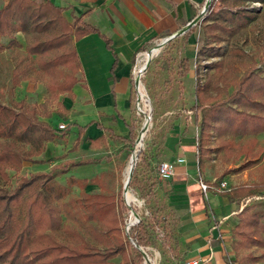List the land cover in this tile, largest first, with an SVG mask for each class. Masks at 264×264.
Here are the masks:
<instances>
[{"label":"trees","instance_id":"obj_1","mask_svg":"<svg viewBox=\"0 0 264 264\" xmlns=\"http://www.w3.org/2000/svg\"><path fill=\"white\" fill-rule=\"evenodd\" d=\"M260 4L261 9H251ZM261 10V11H259ZM65 8L52 0L38 4L35 0H9L0 8V37L9 39V47L22 52L12 71V89L15 94L22 81H31L32 72L41 74L46 83L49 99L57 103L55 113L68 120V110L61 97L75 99L74 87L81 69L76 42L97 30L76 18L74 24L64 16ZM264 0H211L203 18L186 31V39L201 29L205 43H224L246 31L261 15ZM21 35L24 43H19ZM205 47L201 53L206 52ZM6 50L0 43V52ZM232 53L243 54L240 50ZM223 61L213 64L219 74ZM264 49L259 58H252L243 75L222 86L216 95L210 93V84L201 80L200 67L196 66V104L192 113L200 118L197 143V164L204 173L214 150L228 157L238 150V158H254L264 134ZM185 73L189 72L188 63ZM133 91V87H132ZM47 118L46 104L27 106L22 101L11 100V106L0 102V264H143L144 257L136 245H152V234L161 218L152 213L151 222L141 220L131 229L130 238L124 231L123 190L110 191L101 177H95L100 191H86L87 180L74 179L82 185L80 208L84 213L85 227L64 221L66 188L51 184L56 171L67 174L71 168L86 166L94 160L69 161L52 165L49 172L30 173L20 177L11 187L10 172L21 173L26 163L50 164L40 157L47 146L58 136L66 138L69 126L60 130L41 119V110ZM88 126H78L79 136L73 150H77L81 135ZM139 127L131 124L129 137H117L124 144L128 157L133 153L139 136ZM105 144L101 137L91 142V147ZM149 146L138 154L131 189L155 196L159 166L152 164ZM224 175L213 183L220 185ZM221 195L232 201L248 203L238 213L239 223L233 229V250L240 264H259L253 247L264 251V213L256 211L255 200L264 197V182L227 188ZM264 257V253L262 254Z\"/></svg>","mask_w":264,"mask_h":264},{"label":"crops","instance_id":"obj_2","mask_svg":"<svg viewBox=\"0 0 264 264\" xmlns=\"http://www.w3.org/2000/svg\"><path fill=\"white\" fill-rule=\"evenodd\" d=\"M35 1L38 4L46 2ZM8 2L9 0L1 7ZM52 2L65 8L64 16L69 23L74 24L75 19L80 18L85 24L97 30L76 42L81 69L77 75L78 83L74 87L75 99L60 98L68 110V120L63 121L54 113L52 116L59 118L60 123H67V126L72 123L75 106L80 104L77 90L79 87L85 89L84 100L81 103L86 105L85 109L87 107L90 110L82 113L85 123L80 126L88 127L81 135L78 149L73 150L74 144L72 145L67 153V160L94 162L72 168L70 172L77 174L93 172L95 164L102 168L105 164L107 168L118 160L124 164L128 154L124 144L115 140L113 135L128 138L130 125L138 126L133 112L136 91L134 70L138 57L154 48L164 38L178 34L191 25L202 15L211 0H52ZM197 34L198 29L187 39L186 32L177 36L185 42L186 51H191ZM190 59V56L183 58L182 70L178 71L179 83H174L180 84L181 89L174 98L175 103L178 101L184 103V108L188 111L171 121L170 115L173 111H167L163 107L172 101L171 98L165 97L160 100L154 98L156 116L152 137L155 141L156 136L159 137L160 143L149 144L147 154L152 155L154 166L164 162L176 165L173 177L158 176L153 191L155 194L153 198L160 200L166 210L164 216L158 213L164 220L163 228L167 226V220L172 224L173 240L171 245L166 247L169 251L163 248L167 254L164 256L162 252L160 253L161 261L166 264H193L196 261L199 264H240L232 247V231L239 223L238 213L245 207L246 202L232 201L222 196V191L216 192L220 185L209 183V162L205 172H199L196 143L198 135L195 134V129L199 131L200 118L196 119L192 113V108L196 104V69L192 67ZM186 63L189 65L187 74L184 71ZM188 77L192 87L194 85L195 99L193 98L191 102L186 94ZM35 87L36 84L31 81H22L18 90L29 92ZM169 90L172 94L173 89ZM41 119L47 122L49 120L47 117ZM72 134L76 141L79 132L72 133L68 129V135L64 140L56 139L48 144L46 153L49 157L46 159L58 156L55 151L58 149L57 146L62 143L69 144ZM101 137L105 138V144L100 148L91 147V142ZM180 159H184L185 162L178 163ZM32 166L34 168L36 165L31 164ZM73 178L78 179L74 176ZM79 179L90 183L93 178L79 176ZM202 182L212 186L207 194L201 190ZM160 232L164 233L162 230Z\"/></svg>","mask_w":264,"mask_h":264},{"label":"rangeland","instance_id":"obj_3","mask_svg":"<svg viewBox=\"0 0 264 264\" xmlns=\"http://www.w3.org/2000/svg\"><path fill=\"white\" fill-rule=\"evenodd\" d=\"M6 1L7 0H0V7L4 5ZM254 7L262 10L260 4H255L250 8L254 9ZM177 36L173 37L170 41L164 44L162 48L159 49V54H154L151 61L149 62V66H146L147 69L144 71L142 86L148 96L147 100L145 101L148 105V108L145 109L142 107L143 111L145 112L144 114L140 113L136 108V102L137 98L139 97V93L137 91L134 92L135 98L133 100V112L136 122L139 126V135L143 122L146 118L147 120L150 119L152 125L146 133L144 140L142 141V145L138 150L136 144L133 154L137 151L138 155L141 151H144L146 145H156L160 143L159 137L156 136V141L153 140L152 137V133L155 130L154 124L156 116V104L154 103V98L157 100L165 97L171 98L172 101L169 102V104L167 103V105H163L167 111H173V114L170 115L171 121H174V119H177L180 115L188 111L184 108V103H181L180 101L175 103L174 99L175 96H178L179 92L181 91L180 84L174 85V83H179L178 78L180 75L178 71L182 70L183 58L190 56L192 67H200L202 82H208L210 84V93L212 95H216L217 91L222 88V86L243 75L252 58H259V56L262 54L264 49V15L261 13L260 17L246 31L221 44L205 43L202 30L198 29V34L195 35V41L190 52L186 51V46L183 39ZM17 39L19 43H24L23 38L20 35H18ZM161 42L162 41H160L158 44ZM0 43L4 44L6 47L5 51L0 52V102L7 106H11L12 99H15L18 102L23 100L27 106L46 104L47 113L51 112L55 114L57 112V103L49 99L45 80L43 76L37 72H32L31 79V82L36 84L35 89H31L29 92L16 89L15 94L11 93L12 71L17 65L18 59L20 58L19 52L22 51L15 46L9 47V39L7 38L0 37ZM203 47L207 48L205 53H201ZM232 50H240L243 52V54L239 55L232 53ZM220 61H223L224 65L219 74L216 75L213 64ZM259 70L264 71V67H260ZM186 85L188 87L186 92L187 99L189 102H191L193 98L195 99V94L193 92L194 85L192 87L190 77L186 79ZM169 89H173L172 94L171 90ZM77 92L80 104L75 106V111L72 114V123L68 124L69 130L72 133L77 132L78 126L85 123L82 113H84V111L87 112L90 110L87 109V107L86 110V105L81 103V101L84 100L83 92L85 93V89L83 87H79ZM143 104L144 103L142 102V106ZM44 111L45 109L41 110V118L45 117ZM48 123L56 127L59 125L60 119L52 117L48 120ZM61 124H64L67 127V123L65 122L60 123V125ZM195 130V134L198 135V129ZM73 136L74 135L72 134L71 138L69 139V144L62 143L61 145L57 146L58 149L55 151L58 156L54 155V157L50 159V164L47 163L45 165H36L34 168L33 166L31 167V164H26L21 173L15 174L14 172H10L9 174L12 177L11 187L15 186L16 181L20 177L33 173V170L36 172H49L52 165H64L66 162H69L67 160V153H69V150L75 142V137ZM57 139L58 141L64 140V138L60 136H58ZM238 153V150H234L233 155L228 157L214 150L208 165L210 184L215 182L216 179L221 175L225 176L223 182L227 184V187L264 182V134L260 135L259 137V143L255 149L256 156L254 158H238ZM133 154L130 157H126L124 164H122L121 160L108 165L107 168L105 164L103 168L102 166H97L95 164L93 172H79L80 174H77L70 172L71 170H69L67 174H62L60 171H56L51 184L55 187L64 186L66 188L64 201L68 204L70 210V212L64 210V221H68L69 223L80 227L86 226L85 218L83 217L84 213L80 208L82 199V185L74 183L73 176L78 179L79 176L81 178H94L95 176L101 177L102 180L107 184L110 191L118 192L119 190H123L124 200L125 174L128 165L132 163ZM47 157L49 156L47 153H45L40 158L47 160ZM28 167H31L30 169L33 170L31 171ZM80 171L82 170L80 169ZM85 188L89 193H98L100 191L99 187L95 183H86ZM129 189L131 193H133L142 203V206L139 207L138 205L131 203L130 206H127L124 200V204L128 208V211L124 214V231L125 234L130 238L132 234L131 229L139 223H133V225H131L128 229V225L131 223L133 212L140 216V221L145 220V222L149 223L152 220L150 217L152 213H154L156 216H158V213H161V216H164V212L166 210L164 208V204L160 202V200L158 201L156 197L151 199L147 196V193L144 194L143 192L135 191L131 189L130 186ZM218 191L219 190H216V192ZM249 201H246V204L253 203L252 201ZM254 203L257 206L256 211H258L260 214H263L264 197L255 200ZM161 216L159 217L161 218ZM163 222L164 220L161 218L160 224L157 225L159 230L156 229L152 234V245L149 248H143V250L151 259V263L153 264H166L164 261H161L160 253L162 252V254L165 256L167 253L163 251V248H168V246H170L172 243L171 241L173 240L172 224H170L167 220V226L163 228ZM160 230L164 231V233L162 234ZM167 251L169 250L167 249ZM252 252L256 257L259 258L260 262L264 264V257L262 255L264 251L260 248L253 247ZM114 262L118 264L120 262V258H117L114 260ZM143 264H150V261L148 263L144 257Z\"/></svg>","mask_w":264,"mask_h":264},{"label":"bare ground","instance_id":"obj_4","mask_svg":"<svg viewBox=\"0 0 264 264\" xmlns=\"http://www.w3.org/2000/svg\"><path fill=\"white\" fill-rule=\"evenodd\" d=\"M168 42V39H164L157 47H155L153 53L157 55L159 54L158 51L160 48H162V46L164 44H166ZM156 56V55H155ZM151 57L152 55H148L147 58H146V61L147 63H149V61L151 60ZM148 64L144 65V67L142 68V71L144 70V68H146ZM139 97L137 98V102H136V108L138 109V111L142 114H144L145 112L143 111V108L147 109L148 108V105L147 103L145 102L147 100V94L145 92V90L143 89V86L142 84H140L139 86ZM142 102L144 103L143 106H142ZM150 102V100H149ZM148 102V103H149ZM143 107V108H142ZM151 118V117H150ZM151 121L150 119L147 120V118L144 120L143 122V125H142V128H141V131H140V141L137 143V150L141 147L142 145V141L144 140V137L146 135V133L148 132V130L150 129L151 127ZM137 151L133 154V157H132V163H130L126 169V174H125V180H124V186L127 184L129 178H130V175H131V170H132V166L134 165V161L136 162L137 160ZM125 197H126V201L127 203L130 205L131 204H136L139 206H142V203L140 200L137 199V197L131 193L129 187H127V189L125 190ZM135 205V206H136ZM140 216L136 213L133 212L132 214V219H131V223L129 224V226L133 225V223L135 222V220L139 219ZM150 264H153V263H150Z\"/></svg>","mask_w":264,"mask_h":264},{"label":"built area","instance_id":"obj_5","mask_svg":"<svg viewBox=\"0 0 264 264\" xmlns=\"http://www.w3.org/2000/svg\"><path fill=\"white\" fill-rule=\"evenodd\" d=\"M205 15V13L202 15V18L203 16ZM158 45V44H157ZM156 47V46H155ZM154 48L150 49L148 52H145V53H142L140 54V56L138 57L137 59V63H136V67H135V70H134V84H135V88H136V91L139 93V86L140 84H142V79H143V75H144V71L147 69V67L149 66V63H147L146 61V58L148 55H154L153 51H154ZM151 57V59H152ZM151 61V60H150ZM148 64V66L146 68H144V70L142 71V68L144 67V65ZM59 129L60 130H65L66 129V125L64 124H61L59 125ZM185 160L184 159H180L178 160V163H184ZM159 174L162 178H171L175 175L176 173V165L174 163H170V162H164L162 164L159 165ZM200 187H201V190L204 194H207V192L212 189V186L209 185V184H206L205 182H202L200 183ZM228 187H227V184L225 182H222L218 188L219 191H223V190H226ZM249 200H247L248 202ZM250 202V201H249ZM129 225H128V229H129ZM137 246V245H136ZM143 249V248H142ZM144 251V250H143ZM145 252V251H144ZM146 253V252H145ZM147 254V253H146ZM147 258L150 260V263L152 262L151 259L149 258L148 254H147ZM147 261V260H146ZM148 262V261H147ZM149 263V262H148ZM193 264H199L198 261L196 262H193Z\"/></svg>","mask_w":264,"mask_h":264},{"label":"water","instance_id":"obj_6","mask_svg":"<svg viewBox=\"0 0 264 264\" xmlns=\"http://www.w3.org/2000/svg\"><path fill=\"white\" fill-rule=\"evenodd\" d=\"M210 3H211V2H210ZM209 5H210V4H209ZM209 5H208V7H209ZM208 7L203 11L202 15H203L204 13L206 14ZM202 15H201L197 20H195L191 25L187 26L185 29H183V30H182L181 32H179L178 34H175V35H173V36L167 38L168 41H170L173 37H175V36H177V35H180L181 33H185V32L188 31L192 26L196 25V24L202 19ZM158 45H159V44H158ZM158 45H157V46H158ZM157 46H156V47H157ZM149 62H150V61H149ZM139 141H140V135L138 136V139H137V141H136V144H137ZM136 144H135V146H136ZM133 151H135V148H134ZM137 159H138V156H137ZM136 162H137V160H136ZM136 162H135L134 166H132V170H131L130 178H129L127 184L124 186V200H125L127 206H130V205H129V204L127 203V201H126L125 190L127 189V187H129V183H130V181H131V179H132L133 171H134V168H135ZM137 222H140V219L135 220L134 223H137ZM136 247H137V248L143 253L144 257H145L146 260L149 262L150 260L147 258V254L143 251V249H142L140 246H138V245H137Z\"/></svg>","mask_w":264,"mask_h":264}]
</instances>
